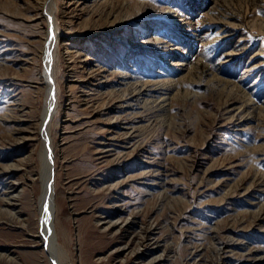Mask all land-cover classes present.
Listing matches in <instances>:
<instances>
[{"label":"rangeland","instance_id":"374dc122","mask_svg":"<svg viewBox=\"0 0 264 264\" xmlns=\"http://www.w3.org/2000/svg\"><path fill=\"white\" fill-rule=\"evenodd\" d=\"M54 9L55 71L46 0H0V264H53L38 222L52 69L63 264H219L227 239L264 264V0Z\"/></svg>","mask_w":264,"mask_h":264},{"label":"bare ground","instance_id":"6f19581e","mask_svg":"<svg viewBox=\"0 0 264 264\" xmlns=\"http://www.w3.org/2000/svg\"><path fill=\"white\" fill-rule=\"evenodd\" d=\"M85 1H88V0H77V3H79V2L83 3ZM55 2H56V0H46L48 14H49L50 18L52 19V21L54 22V25L55 24L58 25L56 23V17H55V15H56V11L54 9V3ZM165 14L167 15V17L170 20L175 19L176 15H174V13L171 11V9H168L167 13H165ZM56 25H55L54 28L51 27L52 28V31H51L52 35H50L51 40H50L48 48H47V58H46L47 65L48 66L51 65V67L54 68V71H55V67H54V64H55L54 53L56 54V50H57V47H58V44H59V39L61 37V35H60L61 32H60L58 26H56ZM68 51H69V48L67 47V51L66 52H68ZM67 54L69 55L70 53H67ZM70 58H73V57L71 56ZM176 60H172V62H174L172 64H174L175 67L173 66L172 67L173 70H170V74H167V75H175L177 70L174 69V68H177V67L180 66V64H183V63H179V60H178V62H176ZM48 69H49V67H48ZM100 69H103V68H100ZM129 73H131V72H128L127 70L120 71L119 79L121 80V82L120 83L118 82L120 85H121V83L123 81L127 82L128 78H131V77L135 76V75H130ZM135 73H137V72H135ZM50 76L48 77V74H47L48 78L46 79V85H47V88H48V98L46 100V104H45V108H44V112H43V118H42V121H41L42 124L44 125V129H43V132H42V137L40 136L41 139H42V141H41L42 143L41 144H42L43 150H42V153H41V158H42V174H41V177H42V192H41L40 198H39L38 222H39V226H40V230H39L40 234L39 235L42 237V240H43V242L45 244V248L47 249V253L49 254L50 260L52 261L53 264H63L62 263V258H61L62 247H61V243L59 242V238L57 236L56 220H57L58 204H57V200H56L57 193H56L55 175H54L55 174V168H54L55 167V148H54L53 137H52V132H51L52 120L54 118L55 112L57 110V105H58V94H57V92L55 90V82H56V80H55V75L53 73V69H52V74H50ZM89 79H95V78L91 77ZM153 79H155V78H153ZM130 81H132V80H130ZM128 83H129V81H128ZM96 84H98L101 87L104 83H102V81H98ZM122 84H124V83H122ZM143 93H144L143 89H138V91H136L134 93H131V95H129L128 99H127V96H126L125 100H122L121 103H119V105L118 104L116 105V107L119 108V107L123 106L122 104L125 103L126 101H128V104H129V103H131V101H135L136 99H139L143 95ZM148 93H150V92H148ZM251 99H250L249 103L251 102ZM247 100H248V98H247ZM244 104L245 103L243 102V105ZM239 105H240V101H239ZM235 111H238V110H235ZM233 113H234V111H233ZM230 114L232 115V113H230ZM233 118H234V116H233ZM126 124L122 123L121 124L122 126L120 125V126H115V127H118L120 129L121 127H124ZM131 125H133V124H131ZM110 127H113V126H110ZM11 187L12 188L6 194L7 195L6 197H12L13 196L12 192L14 191V189H15L14 187L15 186L13 185ZM259 214H257V215H259ZM219 238H220V236H219ZM229 239H230V237H229ZM232 247H235V246H234V244L228 243V239L226 241L221 242L219 244V247H218V250H219V258H218L219 262L218 263L219 264H224L223 262H225V261H226L225 262L226 264H244L243 258L232 259L231 257L227 256L228 254H226V253H228L229 249L232 248ZM249 252H250V254H255L256 253L255 251H249ZM247 254L244 253L242 256L247 255ZM254 258H256V257H254ZM153 260L155 261L156 258H154Z\"/></svg>","mask_w":264,"mask_h":264}]
</instances>
